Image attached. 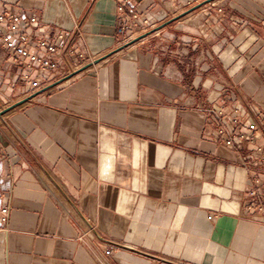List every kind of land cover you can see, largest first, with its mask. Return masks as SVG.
Returning <instances> with one entry per match:
<instances>
[{
    "label": "crops",
    "instance_id": "crops-1",
    "mask_svg": "<svg viewBox=\"0 0 264 264\" xmlns=\"http://www.w3.org/2000/svg\"><path fill=\"white\" fill-rule=\"evenodd\" d=\"M201 1L0 0L36 14L49 41L78 28L85 68L33 90L9 86L24 63L0 65V99L28 98L0 118V264H264L244 164L264 137L239 150L218 134L239 130L222 98L256 109L241 130L263 122L264 0H214L223 14L199 7L130 43Z\"/></svg>",
    "mask_w": 264,
    "mask_h": 264
},
{
    "label": "built area",
    "instance_id": "built-area-1",
    "mask_svg": "<svg viewBox=\"0 0 264 264\" xmlns=\"http://www.w3.org/2000/svg\"><path fill=\"white\" fill-rule=\"evenodd\" d=\"M214 6L217 13L223 14L221 5L215 1L210 4L201 6V8H210ZM123 6L117 8L118 12H122ZM206 9V10H207ZM209 10V9H208ZM210 11H207L209 15ZM122 14V13H121ZM135 17V16H134ZM129 16L124 15L122 19L124 23L129 20ZM40 19L36 14L24 15L18 7L11 10L0 11V65L6 61L14 63H24L26 72L19 77L10 76L9 86L24 87L30 86V89H38L43 83H48L49 73L56 70L59 66H63L67 73L81 68L84 63H77L74 59V45L79 36L78 28L61 30L56 33L53 40H47L40 34ZM146 25L150 22L145 21ZM150 26V25H148ZM151 26H153L151 24ZM127 27H122V31ZM80 58L83 56L79 54ZM1 93V92H0ZM220 102L230 104L232 115L230 122L233 127L239 129L236 133L228 132L226 124L220 125L218 134L225 136L224 144L228 148L241 149L240 142L249 135L250 139L258 138L256 132L260 130L259 136L264 137L262 132L264 127V112H262L263 122H251L247 129L241 130L242 122L239 115L243 111L254 112L256 109L251 107L249 103L240 105L236 99L222 98ZM6 101L0 99V118L2 114L12 109L8 107ZM260 110V109H259ZM244 164L253 171V179L247 190L245 207L249 211L247 216L252 218L264 219V143L259 144L255 149L248 153ZM9 206L0 201V233L8 230L7 223L9 220ZM109 249L106 253H109Z\"/></svg>",
    "mask_w": 264,
    "mask_h": 264
},
{
    "label": "water",
    "instance_id": "water-1",
    "mask_svg": "<svg viewBox=\"0 0 264 264\" xmlns=\"http://www.w3.org/2000/svg\"><path fill=\"white\" fill-rule=\"evenodd\" d=\"M212 1H214V0H203V1L199 2V3H197V5L191 7L190 9H187L186 11H183L182 14H179L177 16H173V17L169 18V20L164 21L163 23H161L159 26H157V27H155V28H153V29H151V30H149V31H147L145 33H142L141 35L135 37L134 39H132V41L130 43L135 42V41H139L142 37H145V36H147L149 34L154 33L156 30H158V29H160V28H162L164 26H167L170 22H173V21L179 19L184 14H187V13H190L192 11H195L197 8H199V7L203 6V5H206V4H210ZM84 69H85L84 67H81L80 69H77L76 71L71 72V74L67 75L62 80H66V79L72 77L73 75H75V74L83 71ZM53 85L54 84H52L51 86H53ZM25 101H28V98L27 99H23L22 101H19L18 103H16L15 105H13L11 108H15L17 105H19V104H21V103H23Z\"/></svg>",
    "mask_w": 264,
    "mask_h": 264
},
{
    "label": "bare ground",
    "instance_id": "bare-ground-1",
    "mask_svg": "<svg viewBox=\"0 0 264 264\" xmlns=\"http://www.w3.org/2000/svg\"><path fill=\"white\" fill-rule=\"evenodd\" d=\"M216 2L217 1H219V0H215ZM166 8L169 10H174L175 8H174V6L171 4V3H167L166 5ZM192 14V13H191ZM191 14H184L182 17H180V20L181 21H189V22H195V18H194V16H192ZM197 23H198V21H197ZM194 24V23H193ZM100 57V56H99ZM98 57V58H99ZM107 56H102V57H100L97 61H95V62H93L92 63V65L93 66H97V65H100V62L102 61V59H104V58H106ZM96 60V59H95ZM104 61V60H103ZM6 114H7V112H6ZM10 114V113H9ZM5 115V114H4Z\"/></svg>",
    "mask_w": 264,
    "mask_h": 264
},
{
    "label": "rangeland",
    "instance_id": "rangeland-1",
    "mask_svg": "<svg viewBox=\"0 0 264 264\" xmlns=\"http://www.w3.org/2000/svg\"><path fill=\"white\" fill-rule=\"evenodd\" d=\"M174 8H175V7H174ZM173 11H174V13H177L179 10L174 9Z\"/></svg>",
    "mask_w": 264,
    "mask_h": 264
}]
</instances>
